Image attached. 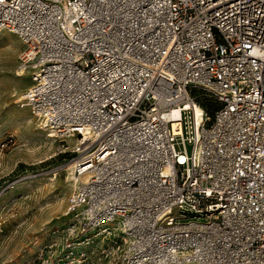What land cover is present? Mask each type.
<instances>
[{
  "label": "built area",
  "instance_id": "built-area-1",
  "mask_svg": "<svg viewBox=\"0 0 264 264\" xmlns=\"http://www.w3.org/2000/svg\"><path fill=\"white\" fill-rule=\"evenodd\" d=\"M3 32L20 107L76 141L36 264H264V0H2Z\"/></svg>",
  "mask_w": 264,
  "mask_h": 264
},
{
  "label": "rangeland",
  "instance_id": "rangeland-1",
  "mask_svg": "<svg viewBox=\"0 0 264 264\" xmlns=\"http://www.w3.org/2000/svg\"><path fill=\"white\" fill-rule=\"evenodd\" d=\"M23 51L17 36L0 34V264H36L41 253L55 259L42 248L62 238L74 189L66 169L77 158L75 139L48 138L19 105L32 83L30 72L18 75ZM176 149L192 153V145L180 139Z\"/></svg>",
  "mask_w": 264,
  "mask_h": 264
},
{
  "label": "bare ground",
  "instance_id": "bare-ground-1",
  "mask_svg": "<svg viewBox=\"0 0 264 264\" xmlns=\"http://www.w3.org/2000/svg\"><path fill=\"white\" fill-rule=\"evenodd\" d=\"M24 72H26V71H23V69H20V72H19L18 75H24ZM197 112L199 113L200 111L197 109ZM174 117H175V118H176V117H179V111H178V110H176V111L174 112ZM175 127H176V125H175ZM47 137L50 138V139H54V138H55L54 136H49V135H47ZM72 164H73V163H72ZM72 164H71L70 167H68V168L66 169V171L69 172L70 177H72V173H71V171H73V168H74V166H73Z\"/></svg>",
  "mask_w": 264,
  "mask_h": 264
},
{
  "label": "snow or ice",
  "instance_id": "snow-or-ice-1",
  "mask_svg": "<svg viewBox=\"0 0 264 264\" xmlns=\"http://www.w3.org/2000/svg\"><path fill=\"white\" fill-rule=\"evenodd\" d=\"M0 2H2V0H0Z\"/></svg>",
  "mask_w": 264,
  "mask_h": 264
}]
</instances>
